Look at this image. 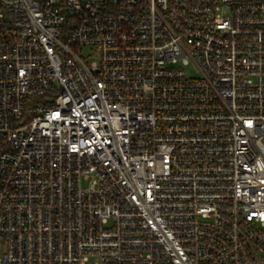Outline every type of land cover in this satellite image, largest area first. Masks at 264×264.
Masks as SVG:
<instances>
[{"label": "built area", "instance_id": "2783aa9c", "mask_svg": "<svg viewBox=\"0 0 264 264\" xmlns=\"http://www.w3.org/2000/svg\"><path fill=\"white\" fill-rule=\"evenodd\" d=\"M0 264H264V0H0Z\"/></svg>", "mask_w": 264, "mask_h": 264}, {"label": "rangeland", "instance_id": "374dc122", "mask_svg": "<svg viewBox=\"0 0 264 264\" xmlns=\"http://www.w3.org/2000/svg\"><path fill=\"white\" fill-rule=\"evenodd\" d=\"M87 51H88V50H84V51H83V53H85V54H86V53H87ZM190 71H191L192 73H195V72H194V70H192V69H190ZM188 72H189V70H188Z\"/></svg>", "mask_w": 264, "mask_h": 264}]
</instances>
